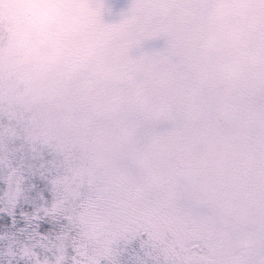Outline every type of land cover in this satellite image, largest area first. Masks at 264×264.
I'll return each mask as SVG.
<instances>
[{
    "label": "rangeland",
    "instance_id": "obj_1",
    "mask_svg": "<svg viewBox=\"0 0 264 264\" xmlns=\"http://www.w3.org/2000/svg\"><path fill=\"white\" fill-rule=\"evenodd\" d=\"M0 264H264V0H0Z\"/></svg>",
    "mask_w": 264,
    "mask_h": 264
},
{
    "label": "flooded vegetation",
    "instance_id": "obj_2",
    "mask_svg": "<svg viewBox=\"0 0 264 264\" xmlns=\"http://www.w3.org/2000/svg\"><path fill=\"white\" fill-rule=\"evenodd\" d=\"M37 6V8H35V10H38V5H36ZM195 247H198V250L200 251L201 249H200V247L198 246V245H196Z\"/></svg>",
    "mask_w": 264,
    "mask_h": 264
}]
</instances>
